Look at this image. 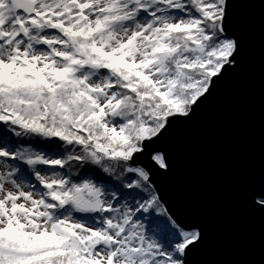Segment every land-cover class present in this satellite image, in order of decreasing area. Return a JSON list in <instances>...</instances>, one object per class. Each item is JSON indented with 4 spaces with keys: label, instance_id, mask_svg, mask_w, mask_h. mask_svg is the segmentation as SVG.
Returning a JSON list of instances; mask_svg holds the SVG:
<instances>
[{
    "label": "snow or ice",
    "instance_id": "6c2138e0",
    "mask_svg": "<svg viewBox=\"0 0 264 264\" xmlns=\"http://www.w3.org/2000/svg\"><path fill=\"white\" fill-rule=\"evenodd\" d=\"M247 2L0 0V264H188L157 146L238 69Z\"/></svg>",
    "mask_w": 264,
    "mask_h": 264
},
{
    "label": "water",
    "instance_id": "95a60500",
    "mask_svg": "<svg viewBox=\"0 0 264 264\" xmlns=\"http://www.w3.org/2000/svg\"><path fill=\"white\" fill-rule=\"evenodd\" d=\"M232 31L238 69L157 146L170 165L153 177L158 193L203 234L188 264H264V210L250 202L264 184V0L236 9Z\"/></svg>",
    "mask_w": 264,
    "mask_h": 264
}]
</instances>
